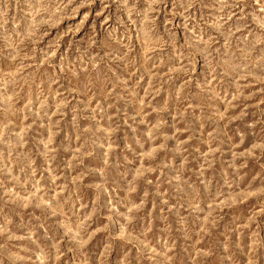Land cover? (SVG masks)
<instances>
[{
    "label": "rangeland",
    "instance_id": "rangeland-1",
    "mask_svg": "<svg viewBox=\"0 0 264 264\" xmlns=\"http://www.w3.org/2000/svg\"><path fill=\"white\" fill-rule=\"evenodd\" d=\"M0 264H264V0H0Z\"/></svg>",
    "mask_w": 264,
    "mask_h": 264
}]
</instances>
